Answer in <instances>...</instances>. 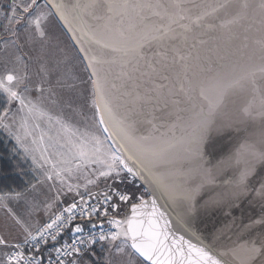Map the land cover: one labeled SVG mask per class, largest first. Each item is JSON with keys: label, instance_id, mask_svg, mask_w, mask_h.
<instances>
[{"label": "snow or ice", "instance_id": "1", "mask_svg": "<svg viewBox=\"0 0 264 264\" xmlns=\"http://www.w3.org/2000/svg\"><path fill=\"white\" fill-rule=\"evenodd\" d=\"M0 135V264H264V0H0Z\"/></svg>", "mask_w": 264, "mask_h": 264}, {"label": "trees", "instance_id": "2", "mask_svg": "<svg viewBox=\"0 0 264 264\" xmlns=\"http://www.w3.org/2000/svg\"><path fill=\"white\" fill-rule=\"evenodd\" d=\"M0 136V187H17L21 176L17 174L18 158L12 154V145ZM22 166V164H20Z\"/></svg>", "mask_w": 264, "mask_h": 264}, {"label": "crops", "instance_id": "3", "mask_svg": "<svg viewBox=\"0 0 264 264\" xmlns=\"http://www.w3.org/2000/svg\"><path fill=\"white\" fill-rule=\"evenodd\" d=\"M0 136H3V135H0ZM10 144L12 145V143H10ZM18 163L21 164V162H19V161H18ZM21 167H23L25 170H26V168H27V166H26V165H23V164H22ZM17 174H18L19 176H21V178H20V180H19L20 183H23V181H24L25 179H27V177L23 176L22 173L20 172V168H17Z\"/></svg>", "mask_w": 264, "mask_h": 264}, {"label": "rangeland", "instance_id": "4", "mask_svg": "<svg viewBox=\"0 0 264 264\" xmlns=\"http://www.w3.org/2000/svg\"><path fill=\"white\" fill-rule=\"evenodd\" d=\"M55 32H56V34H60V29H59V28H56V29H55ZM62 38H63V37H62ZM97 258H102V254L99 253V251L97 252Z\"/></svg>", "mask_w": 264, "mask_h": 264}, {"label": "water", "instance_id": "5", "mask_svg": "<svg viewBox=\"0 0 264 264\" xmlns=\"http://www.w3.org/2000/svg\"><path fill=\"white\" fill-rule=\"evenodd\" d=\"M161 203H163V201H161ZM259 210H260V209H259V206H258V205L255 206V211H256V212H259ZM249 214H251V210L249 211Z\"/></svg>", "mask_w": 264, "mask_h": 264}]
</instances>
